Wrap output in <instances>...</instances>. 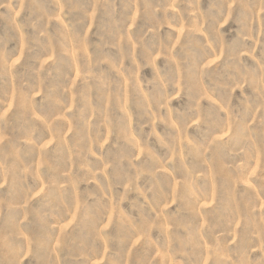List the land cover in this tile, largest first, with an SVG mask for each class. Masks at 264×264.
I'll use <instances>...</instances> for the list:
<instances>
[{
    "label": "rangeland",
    "instance_id": "obj_1",
    "mask_svg": "<svg viewBox=\"0 0 264 264\" xmlns=\"http://www.w3.org/2000/svg\"><path fill=\"white\" fill-rule=\"evenodd\" d=\"M0 264H264V0H0Z\"/></svg>",
    "mask_w": 264,
    "mask_h": 264
}]
</instances>
